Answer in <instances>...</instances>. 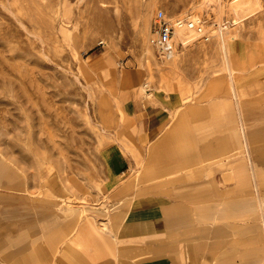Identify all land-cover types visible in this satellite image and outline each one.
<instances>
[{
    "label": "rangeland",
    "instance_id": "rangeland-1",
    "mask_svg": "<svg viewBox=\"0 0 264 264\" xmlns=\"http://www.w3.org/2000/svg\"><path fill=\"white\" fill-rule=\"evenodd\" d=\"M233 1L0 0V263L46 264L58 248L57 264H138L141 248L158 246L139 264H264V206L245 204L254 198L251 168L264 191V0L240 16ZM158 11L204 18L214 37L177 43L168 65L148 42ZM219 29L232 46L230 68ZM149 105L159 137L149 133ZM189 126L184 154L210 161L195 176L159 178L182 155L177 134ZM110 145L127 159L120 180L103 159ZM139 209H156L159 229L136 233L129 217ZM88 221L105 226L115 263L81 235Z\"/></svg>",
    "mask_w": 264,
    "mask_h": 264
},
{
    "label": "crops",
    "instance_id": "crops-1",
    "mask_svg": "<svg viewBox=\"0 0 264 264\" xmlns=\"http://www.w3.org/2000/svg\"><path fill=\"white\" fill-rule=\"evenodd\" d=\"M229 87L231 88V91H232V92L230 91L231 97H234L235 99H237L236 88H235L234 83H231ZM232 100H233V98H232ZM221 112L222 111L220 110V112H218L215 115L217 116ZM146 114L148 117V128L153 127L152 129H154L149 133L154 137H159L163 132L162 128L158 127L160 125V122H161L159 112L156 111V109L153 105H149L147 107ZM187 116L188 115L186 112H182V114L178 116V118H177L178 120L176 121V123H174L171 126V129L173 130V132L175 131L174 133L179 131L178 128L180 126V121L184 118L186 120ZM239 118H241L240 112H239ZM182 124L183 123H181V125ZM155 128H157V129H155ZM191 128H192V126H189L188 128H185L181 134H177V138L179 136L180 137L178 139H176V142H177L176 149L180 150L179 152L182 155L177 156V157L175 156V157H173V159L171 158V162L169 164L164 165V167L165 166L167 167L166 169L168 171L164 174L162 173L161 175H159V178H162V179L166 178V180L171 181V182L174 181L175 179H176L175 181H179L183 178H186L189 175L195 176L199 172V170L205 169V168H203V166H204L203 164L207 161H210V160H201V161L197 162L198 160L197 161L192 160V157H193L192 155L184 154V153H186L185 152L186 150H183V149H185L191 143V142H188V139H190L189 137L191 136V134H190ZM235 133L239 135L238 142L240 143L241 148L245 149L247 151L248 143H247V138L245 135V127H244L241 120L238 122V129L235 131ZM240 138H241V140H240ZM103 159L105 161V165L107 167V170L112 177L118 178L119 180L121 178H123V176L125 175L126 167H127V159L123 155L121 149H119L118 147H116L114 145H110V146L106 147L103 150ZM250 170H251V182H253L251 194L254 195V198L252 200L245 202V204L246 205H252L255 203L258 206V209L263 211L264 191L263 192L260 191L257 194L255 187L257 188V191H258V187H262V185L259 184V182L257 181V178H256L257 174H258L257 171H254L253 168H251ZM150 172H152V169H150V168L146 169V173H145L146 176H144V177L148 178L149 177L148 174ZM134 175H135V173L131 176L132 178H130V180L127 182L128 185L132 184L134 178H138L137 175L136 176H134ZM172 178H173V180H172ZM114 189H115V187L112 186V190H114ZM246 193H248V191ZM166 209H167V206H161L160 215L162 216V220H164L162 222L164 225V229H166L167 231H171L174 227H176V225H175V222H171L170 219L167 218V210ZM233 209L235 210V206H233ZM155 210L156 209H150L149 211H143L142 209H139L136 212L132 213V215H130L129 220L132 222H137L139 225L137 227H134L136 229H139V230H136V233L139 231L141 232V229H144L145 227H148V228L151 227L152 230L159 229V225L161 222L159 219L154 217L153 213L155 212ZM224 211H225L224 208L223 209L215 208V214L221 215ZM230 216H232V213L230 214ZM206 219L209 220L210 218H208V217L203 218V220H206ZM89 222H92V221H89ZM88 224H90V223H88ZM199 224L202 225L203 223H199ZM94 225H96V224H94ZM171 239L174 240L173 237H170L169 242H173ZM175 240H178V239H175ZM183 240L184 239H179L178 241L182 242ZM109 241L110 240H107L105 238V236L103 235L97 241V243H98L97 245L99 246V251L104 252V257L113 258L114 263H115L118 260V256H116V254L113 252V249L108 250L106 248L110 244ZM100 248H103V249H100ZM158 248H159L158 246L157 247L156 246L155 247L149 246V248H145L144 250H143V248H141L140 251L137 253V255L133 259H137L136 261H138V264L140 263L139 261L151 259L152 257H154V255H156L158 253V251H159ZM8 255H11V254H8ZM49 255H50L49 259H51L52 258L51 254H49ZM11 256H13V255H11ZM104 257H102V258H104ZM185 260L186 259L181 255V261L185 262ZM2 263H3V260H2ZM147 263L149 264V262H147ZM68 264H70V263H68ZM157 264H162V263H157Z\"/></svg>",
    "mask_w": 264,
    "mask_h": 264
},
{
    "label": "bare ground",
    "instance_id": "bare-ground-1",
    "mask_svg": "<svg viewBox=\"0 0 264 264\" xmlns=\"http://www.w3.org/2000/svg\"><path fill=\"white\" fill-rule=\"evenodd\" d=\"M256 1L257 0H234L233 3L231 4V7L230 8L233 10V12L236 15H239L240 16V14H243V13L247 12L248 10H250L249 7H251V8H252V6L254 7L255 4H256ZM217 7L219 8V11L222 9V6L219 5V3L217 5ZM217 12H218V9H217ZM192 20H199V18L196 17V16H194L192 18ZM206 32H208V31L206 30ZM226 36H227L226 35V32H224L221 29L220 32H219V36H218L220 38L219 45L221 46L222 51L224 53V56H225V59H226V65H228L229 68H230L229 53L231 52V47L232 46L230 44L229 39H227ZM195 38H198L199 39L200 38V34L198 32H196V31H194V30H189V29H187L185 27L179 28L177 30V32H176V40H177V43L181 44L183 47H187V45H189V43H191ZM176 55H177V52L175 50V52H174L173 55H171L169 58L163 59V60H164L165 63H168V65L171 64L172 66H175L176 65V61L174 60V58L176 57ZM233 72H234V70L233 71L230 70V79L232 81H233V75H234ZM88 223H90V224H88ZM91 223L92 222H89L88 221V222H84L82 224L84 226L81 227V230H80L81 231V235H83L85 238L88 239V240L86 239L87 242H89L90 244L92 243V245L94 246V249L98 251V254H100V257L102 258V257H104V252L103 251H99V246L97 245L98 244L97 241L104 235V233L106 232L105 231L106 228H105V226H103L100 229H98V228H96V226L93 223L92 224ZM70 240H69L70 244L71 243L72 244L76 243L75 240H73V239L71 241ZM106 248L108 250H112L110 244ZM100 249H103V248H100ZM58 251H59L58 248H56V249H54V250H52L50 252L52 258L49 261H47L46 264H57L56 263L57 262L56 253H58ZM2 257H6V256L3 255ZM3 262L4 263H0V264H7V259H3ZM25 264H31V263H29V261L26 259Z\"/></svg>",
    "mask_w": 264,
    "mask_h": 264
},
{
    "label": "built area",
    "instance_id": "built-area-1",
    "mask_svg": "<svg viewBox=\"0 0 264 264\" xmlns=\"http://www.w3.org/2000/svg\"><path fill=\"white\" fill-rule=\"evenodd\" d=\"M183 27L198 32L199 40L204 42H210L213 38V30L207 29V22L204 18L175 20L169 18L163 11H158L151 25L148 42L160 58L167 59L174 54L177 45L176 32Z\"/></svg>",
    "mask_w": 264,
    "mask_h": 264
}]
</instances>
